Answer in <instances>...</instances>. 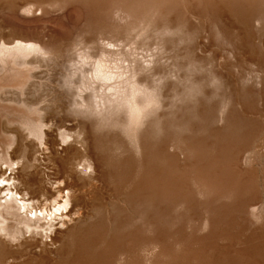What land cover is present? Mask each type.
<instances>
[{
	"label": "bare ground",
	"instance_id": "bare-ground-1",
	"mask_svg": "<svg viewBox=\"0 0 264 264\" xmlns=\"http://www.w3.org/2000/svg\"><path fill=\"white\" fill-rule=\"evenodd\" d=\"M61 3V0H0V20L10 24L27 16L36 18L37 11H40L38 15L48 14L49 9L60 7ZM97 4L100 7L96 9L102 12L107 1L98 0ZM113 13L114 17L117 14L122 18L120 9ZM252 22L246 15L239 24L248 29L238 46L242 52L243 48L250 53L256 51L251 42ZM170 26L162 28L164 34L170 31ZM240 26L239 30H244ZM225 27L235 26L231 23ZM98 31L89 39L79 35L73 39L46 37L40 33L29 37L0 31V103L3 107L0 131L6 135L0 138V178L8 181L6 186H0V264H95V261L110 264L108 249L97 247L105 239L108 222L115 224L114 234L117 228L123 234L126 225L136 223L124 212L122 202L128 201L130 211L138 218L145 214L149 220L156 221L160 211L159 190L169 189L174 183L169 181V175L178 154L170 145L177 144L173 143V137L167 136L168 132L153 138L149 128L167 130L172 124V117L168 116L170 109L192 93H200L206 100L204 86L193 85L194 89L191 85L187 90L175 91V85L168 81L172 71L158 72L155 56L143 59L135 47L128 51V46L125 50L119 38L115 43L102 35L103 30ZM206 40L207 37L196 43V47L205 50ZM164 51L167 52L165 48ZM60 62L71 71L64 79L67 91L66 86L60 85L65 98L59 86L51 84L54 66L61 65ZM75 75H79L78 83L74 82ZM222 78L220 74H213L212 83H221ZM249 91H240L241 97L251 96ZM32 96L39 97L43 106L31 105L28 97ZM206 109L201 113L191 109L189 112L198 114L201 120L210 117L211 121L216 108L212 110L208 105V113ZM240 120L236 111H230L226 126L236 127ZM145 124L146 132L137 135ZM114 127L120 131L112 133ZM222 140L229 142L227 137ZM112 143L116 144L114 150ZM133 145L137 151L142 150L144 158L142 172L137 173L136 179L132 176L136 167L132 166L137 160L134 148L131 152L129 147ZM236 153L234 150L232 157ZM154 178L165 180L152 183ZM127 179L131 181L129 184ZM150 185L152 189H148ZM252 209L257 213L255 207ZM250 233L244 240L249 251H239L240 256L243 253L250 257L253 243L258 244L259 238H255L263 236L264 229H253ZM111 240L116 244L117 236ZM260 244L255 247L256 257L264 253V246Z\"/></svg>",
	"mask_w": 264,
	"mask_h": 264
},
{
	"label": "rangeland",
	"instance_id": "rangeland-1",
	"mask_svg": "<svg viewBox=\"0 0 264 264\" xmlns=\"http://www.w3.org/2000/svg\"><path fill=\"white\" fill-rule=\"evenodd\" d=\"M105 1L106 9L101 12L99 8L96 9L100 7L98 0H61L60 7H52L48 14L38 15L40 11H37L36 18L27 16V19H16L10 24L0 20V31L29 37L41 34L73 39L79 35L80 38L89 39L100 32L98 30H103L101 34L115 43L119 38L124 49L129 46L130 49L125 50L131 51L135 47L143 59L155 56L158 72L172 71L170 73L173 76L168 81L175 85V91L181 92L191 85L201 84L207 98L203 100L200 93L188 95L170 109L168 116L171 115L172 124L167 130L149 128L155 139L168 132L167 136L173 137V143L177 144L170 147L178 154L175 167L169 175L173 185L169 189L159 190L157 205L160 211L156 221L149 220L145 214L138 218L130 211L129 202H122L124 212L132 216L135 225H126L123 234L120 233L121 228H117L114 234L112 230L116 226L109 221V237L105 234V239L97 247L100 250L108 249L110 264H264V253L260 257L255 256L256 245L261 243L264 246V235L255 238L260 240H257L258 244L253 243L251 251L254 253L250 252V257L243 253L240 256L239 252L248 250L244 240L253 229H264V70H261L264 68V0ZM115 9L121 10L122 18L117 17L116 13L114 17ZM246 15L253 21L250 28H253L251 42L256 47L254 53L245 48L243 52L238 49L241 39L248 32L247 28L239 25ZM231 23L235 27H225ZM165 25H171L167 34L162 31ZM239 26L245 31L239 30ZM205 37V50L196 47V43H201ZM156 46L159 51H155V48L158 49ZM215 56H219L218 59L215 60ZM62 66L64 64L54 66L50 79L51 84L59 86L61 92L60 85L66 86L64 90L67 91L64 79L71 72L69 69L67 71V65L62 72ZM213 74H220L222 82L212 83ZM74 79L78 83L79 75H75ZM242 90H250L252 95L246 94L247 98L243 99L240 95ZM63 95L65 98L62 92ZM38 98L32 96L28 100L32 102L31 105L43 106ZM252 104H255L254 107ZM1 105L0 112L3 110ZM208 105L212 110L216 108L211 121L208 119L210 117L205 116L203 121L198 114L189 112L191 109L201 113L207 107L208 113ZM230 111L239 114L240 126H226ZM2 119L0 117V127ZM147 127L146 124L140 127L137 135L141 136ZM113 129L112 133L120 131L115 127ZM5 136L0 131V138ZM224 137L229 140L227 144L222 140ZM112 144L114 150L115 143ZM129 147L132 148L131 152L133 148L136 151H133V155L137 161L132 166L136 167L132 174L133 179H136L137 173L142 172L143 153L142 150L137 151L135 145ZM234 150L237 153L232 157ZM163 180L154 178L152 183H161ZM130 182L126 180L127 184ZM148 189H152L151 185ZM253 207L257 213L253 212ZM114 235L117 236L118 244L111 240ZM96 263L100 264V261Z\"/></svg>",
	"mask_w": 264,
	"mask_h": 264
},
{
	"label": "snow or ice",
	"instance_id": "snow-or-ice-1",
	"mask_svg": "<svg viewBox=\"0 0 264 264\" xmlns=\"http://www.w3.org/2000/svg\"><path fill=\"white\" fill-rule=\"evenodd\" d=\"M7 183H8V181H6V180L0 178V186H6Z\"/></svg>",
	"mask_w": 264,
	"mask_h": 264
}]
</instances>
